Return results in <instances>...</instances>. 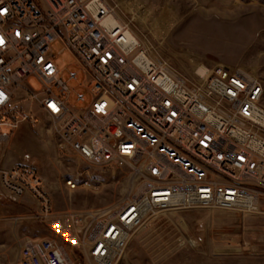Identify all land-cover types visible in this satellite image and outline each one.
<instances>
[{
  "label": "built area",
  "instance_id": "2783aa9c",
  "mask_svg": "<svg viewBox=\"0 0 264 264\" xmlns=\"http://www.w3.org/2000/svg\"><path fill=\"white\" fill-rule=\"evenodd\" d=\"M108 14L104 0H0V141L23 122L48 124L58 145L90 165L125 170L128 183L112 205L56 214L36 167L0 166V212L32 197L38 217L68 229L88 264H118L135 233L161 213L252 214L264 203V126L256 120L263 83L224 66L196 79L178 73L150 59L126 26H107ZM54 43L82 72L79 87L91 97L83 108L68 102V83L80 76L61 78ZM139 55L151 60L145 69ZM72 101L87 98L78 92ZM0 264L75 262L55 240L27 238L15 260Z\"/></svg>",
  "mask_w": 264,
  "mask_h": 264
},
{
  "label": "rangeland",
  "instance_id": "374dc122",
  "mask_svg": "<svg viewBox=\"0 0 264 264\" xmlns=\"http://www.w3.org/2000/svg\"><path fill=\"white\" fill-rule=\"evenodd\" d=\"M104 1L119 24L139 39L150 59L195 79L200 68H239L264 85V0ZM60 50L57 43L51 46L61 78L66 80L71 70L80 76L76 83H68V102L83 108L91 97L79 87L84 81L82 72L71 55ZM27 83L40 89L34 77ZM78 92L86 96L85 105L72 101ZM261 106L264 109V95ZM58 142L48 124L23 122L7 140L0 141V166L26 163L36 167L56 214L104 208L125 195V170L85 163ZM68 180L76 188H70ZM25 197L4 205L0 212V263L15 260L27 238H50L65 247L75 264H88L70 231L60 222L39 218L36 201ZM260 209L252 214L161 213L135 233L118 264H264V203Z\"/></svg>",
  "mask_w": 264,
  "mask_h": 264
},
{
  "label": "bare ground",
  "instance_id": "6f19581e",
  "mask_svg": "<svg viewBox=\"0 0 264 264\" xmlns=\"http://www.w3.org/2000/svg\"><path fill=\"white\" fill-rule=\"evenodd\" d=\"M104 23L109 27L114 26V25H119L118 17L114 13L108 14L107 17L105 18ZM127 33L129 36H132V33H130V31H127ZM135 61L139 66H141L144 69L149 64V62H151V60L148 57L143 56V55H139ZM198 74H200L202 77H205L206 70L203 68H200V70L198 71ZM256 120L259 124L264 126V113L258 114L256 117Z\"/></svg>",
  "mask_w": 264,
  "mask_h": 264
},
{
  "label": "crops",
  "instance_id": "0c3cea01",
  "mask_svg": "<svg viewBox=\"0 0 264 264\" xmlns=\"http://www.w3.org/2000/svg\"><path fill=\"white\" fill-rule=\"evenodd\" d=\"M28 196H26L25 198H27Z\"/></svg>",
  "mask_w": 264,
  "mask_h": 264
}]
</instances>
